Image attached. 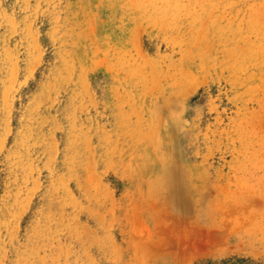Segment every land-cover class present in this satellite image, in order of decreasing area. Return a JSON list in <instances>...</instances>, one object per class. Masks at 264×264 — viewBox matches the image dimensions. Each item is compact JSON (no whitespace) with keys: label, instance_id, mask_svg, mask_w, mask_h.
Returning a JSON list of instances; mask_svg holds the SVG:
<instances>
[{"label":"rangeland","instance_id":"374dc122","mask_svg":"<svg viewBox=\"0 0 264 264\" xmlns=\"http://www.w3.org/2000/svg\"><path fill=\"white\" fill-rule=\"evenodd\" d=\"M0 264H264V0H0Z\"/></svg>","mask_w":264,"mask_h":264}]
</instances>
